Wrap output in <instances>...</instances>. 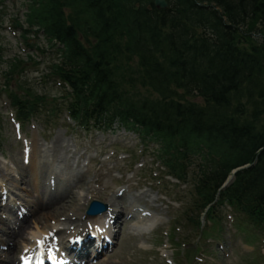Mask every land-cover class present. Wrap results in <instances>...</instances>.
<instances>
[{"label": "trees", "instance_id": "1", "mask_svg": "<svg viewBox=\"0 0 264 264\" xmlns=\"http://www.w3.org/2000/svg\"><path fill=\"white\" fill-rule=\"evenodd\" d=\"M166 1L26 0L21 38L55 57L42 80L61 90L20 81L39 62L5 61L0 42L10 107L23 123L57 127L66 114L85 134L134 132L164 175L189 186L182 214L205 239L228 206L236 229L264 242V0Z\"/></svg>", "mask_w": 264, "mask_h": 264}, {"label": "rangeland", "instance_id": "2", "mask_svg": "<svg viewBox=\"0 0 264 264\" xmlns=\"http://www.w3.org/2000/svg\"><path fill=\"white\" fill-rule=\"evenodd\" d=\"M23 7L24 0L5 1L0 8V15L10 13L18 17L23 12ZM19 18L23 21L22 16ZM9 19L7 17L5 24L10 23ZM20 31L13 28L10 31H0V42L5 50L4 60L10 61L18 57L26 61L29 54L35 56L39 64L29 63L23 66V72L17 77L37 93L58 95L61 88L57 82L42 80L48 66L56 61L55 57L47 52L37 56L33 53L34 50L27 47L20 39ZM35 44L45 49L44 39L39 38ZM5 68V64L0 68V168L2 173L11 171L14 175L10 183L13 186L19 183L17 179L20 173L17 163H20L18 161L26 155V142L34 138L39 143L36 160L49 159L51 162L54 160L57 167L60 165L56 169L59 182L72 181L68 188L71 187L74 196L79 198V204L82 203L79 211L81 214L85 213V217H88L86 209L93 199L106 203L107 198L111 196H116L117 202L123 205L122 207L117 204L124 215L127 212L124 209L126 204L132 208L140 207L149 215L144 219L119 220L115 226L113 244L95 257V262L98 264H251L252 260H256L262 263L263 242L260 239L247 237L231 224L232 212L228 206L217 210L221 215L220 227L211 222L206 223L205 231L208 230L210 233L213 231L208 239L203 237L200 229L188 223L182 211L183 202L189 199L187 192L189 186L177 185L171 178L161 179L163 173L162 170L157 171L151 146L141 151L142 145L138 143L135 133L123 128L118 129L115 134H102L99 131L79 133L72 130L71 126H65L71 123L65 119L64 114L59 119L57 127L45 126L35 120L19 124L14 119L7 98L5 78L2 75ZM10 85L16 89V83ZM190 99L201 101L199 98ZM56 138L60 140V146L55 143ZM63 155L67 157V163L62 160ZM72 170L81 171L74 176L72 172L75 171ZM153 170L157 173L155 174ZM66 172L70 177H66ZM4 180L0 181V194ZM21 185L27 187L26 183ZM44 185L46 184L41 179L38 188ZM21 190L26 195L8 191L6 196L9 197L7 199L11 204H18L20 210H25L27 206L23 203L28 199L33 200L34 194L29 188ZM121 191L123 194L119 195ZM178 198L182 203L175 201ZM3 204L4 198H0V209ZM53 208L54 206L50 209ZM70 211L71 208L57 209L54 216L62 218L63 215L71 213ZM8 215L6 210H0V218H6ZM37 216L39 217L40 214ZM50 218L45 220L53 222V218ZM184 242L188 245L183 246ZM20 248L21 245L18 249ZM14 254L17 256L19 250Z\"/></svg>", "mask_w": 264, "mask_h": 264}, {"label": "bare ground", "instance_id": "3", "mask_svg": "<svg viewBox=\"0 0 264 264\" xmlns=\"http://www.w3.org/2000/svg\"><path fill=\"white\" fill-rule=\"evenodd\" d=\"M55 143L57 146L61 145L58 138H56ZM37 147H39V143L34 138L30 142H26L25 148L28 154L25 159L21 158L18 161L20 163H17L20 176H18V179L15 177L19 183L14 186L10 183V180L14 177L11 171L5 174L2 173V168H0V181L5 179L1 185V190L3 185L6 187L0 194V198H4L5 201L0 210L4 209L9 213L6 218H0V264H23V261L30 260L34 262L38 258L52 259L59 262V264H96L94 258L106 250L109 241L102 239L97 231L98 229L94 230L95 233L91 232L89 230L90 223L99 224L105 221L109 215L112 221L110 224L108 223L107 228L110 229L112 225L117 224L121 219L129 221L131 219L138 220L139 218L128 204L124 206L127 211L124 215L119 208L123 205L117 202L118 198L116 196L107 198L106 204L109 208L107 212L95 217H85V213L81 214V211H79L82 203L79 204V198L74 196L71 187L68 188L72 181L69 183L59 182L60 178L53 169L59 168L60 165L57 167L54 160L52 162L49 159L36 161ZM61 157L67 163L66 155ZM72 171H75L72 173L76 176L81 170ZM66 177H70L68 172H66ZM41 179L46 185L38 188ZM21 183H26L27 187H24ZM28 188L34 194V199H28L24 202L27 206V212H19V207L8 201L7 198L9 197L6 196V191L26 195L21 189ZM122 194L121 191L119 195ZM53 206L54 208L50 209ZM67 208L72 209L71 213L63 215L62 218L54 216L57 209L67 210ZM38 214H40L39 217ZM122 216L124 217L122 218ZM48 217L53 218V222L45 220ZM111 234L113 235L114 232L112 231ZM77 240H79V243H77ZM40 241H43V250L39 255H35ZM20 245L21 248L18 249ZM51 247L54 250H51ZM17 250H19V254L15 256L14 253Z\"/></svg>", "mask_w": 264, "mask_h": 264}, {"label": "water", "instance_id": "4", "mask_svg": "<svg viewBox=\"0 0 264 264\" xmlns=\"http://www.w3.org/2000/svg\"><path fill=\"white\" fill-rule=\"evenodd\" d=\"M154 6L157 8V9H161V10H165L168 8V3L166 0H154L153 2ZM17 27H20L19 24L16 25ZM235 171V170H234ZM233 177H230L225 183L223 186H226L228 185L231 181H232ZM106 209V206L102 203V202H99L97 200H93L88 209H87V214L88 215H95L99 212H103L104 210Z\"/></svg>", "mask_w": 264, "mask_h": 264}]
</instances>
